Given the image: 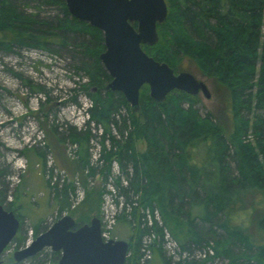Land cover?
<instances>
[{
  "label": "trees",
  "instance_id": "obj_1",
  "mask_svg": "<svg viewBox=\"0 0 264 264\" xmlns=\"http://www.w3.org/2000/svg\"><path fill=\"white\" fill-rule=\"evenodd\" d=\"M165 1L168 13L157 25L158 41L141 47L175 72L187 56L204 75L224 84L234 124L228 134L209 113L203 118L179 110L177 99L184 96L193 104L196 95L176 90L163 102H155L145 85L139 92L140 110L134 112L121 92L106 90L112 78L100 61L105 48L103 32L74 18L65 0H0V51L43 49L58 42L66 45L72 35L76 37L73 45L87 59L79 68L89 79L82 86L91 102L88 124L94 121L102 126L104 138L115 128L122 137L109 136L108 147L102 141L99 172L103 185L87 184L88 176H95L97 170L90 161V129L79 131L70 126L66 138L77 144V161L82 172L86 171L81 177L88 188L83 202L86 219L93 215L101 218L102 194L107 193L113 162L122 171L127 185L121 175L114 183L130 207L128 212L124 206L116 217L130 228L124 264H140L142 240L147 236L151 239L147 245L152 253L149 264H207L218 258L227 264H264V211L255 201L264 194V119L258 115L250 120L241 114L253 103L264 110V0ZM31 2L36 3L37 13L26 11ZM44 5L59 10L52 21L40 16ZM123 107L128 110L129 123L122 119L119 124L116 116ZM248 130H252L254 144L243 142ZM137 131L147 142L142 153L132 142ZM47 186L61 217L70 207L77 185L64 180L61 185L49 181ZM4 207L16 213L21 229L23 217L13 202ZM147 209L151 217L159 211L162 224L148 225L146 214L139 211ZM242 215L246 223H237L236 218ZM41 226H33L34 237L49 227ZM163 231L178 245L177 260L165 248ZM19 232L12 241L21 244L24 238ZM40 253L32 258L36 260ZM52 254V263H56L59 253Z\"/></svg>",
  "mask_w": 264,
  "mask_h": 264
},
{
  "label": "rangeland",
  "instance_id": "obj_2",
  "mask_svg": "<svg viewBox=\"0 0 264 264\" xmlns=\"http://www.w3.org/2000/svg\"><path fill=\"white\" fill-rule=\"evenodd\" d=\"M35 4L31 2L26 11L37 13ZM56 14H59L56 6L44 5L41 8L40 16L44 19L52 21ZM72 36L73 40L66 45L58 42L43 49L16 47L13 52L0 51V202L4 206H9L13 202V207H16L23 217V225L18 234L24 238L21 244L12 241L8 245L2 256V264H55L52 263L55 260L53 250L49 248L43 249L36 260L29 257L15 263L12 258L14 251L25 247L34 238L33 226L41 224V228H44L60 218L56 201L47 186L49 181L61 185L67 180L77 185L70 207L62 214H70L79 224H86L93 216H98L93 215L86 219V213L83 212L85 211L83 202L88 188L81 182V177L86 171L82 172L77 161V144L66 138L70 126L79 131L89 128L92 134L89 143L90 161L94 167L97 166V170L95 176L87 178L89 187L103 185L102 173L99 172V168L103 166V161L99 160L102 141L105 140V147H108L111 145L109 136L122 139L118 128H115L117 131L113 129L112 133L104 138L102 126L96 125L94 121L88 124L87 111L91 107V102L82 86H86L89 79L79 68L87 59L73 45L76 37ZM179 71H189L197 80L204 81L211 94L207 99L199 93L193 104L183 96L182 99H177L179 110L192 111L203 118L209 113L213 117L212 121L221 126L224 132L227 134L232 132L234 124L230 111L231 102L225 85L204 75L187 56L182 60L177 72ZM120 113V116H116L118 123L121 124L122 119L129 123L127 108L123 107ZM177 113L180 115V112ZM241 114L250 120L258 115L264 119V110L257 109L254 103L251 109L243 110ZM262 128L264 129V125ZM242 137L244 143H255L252 130H248ZM132 142L139 153H142L147 145L138 131L134 133ZM112 166V175L107 181L106 190L114 189L112 192L120 196L114 179L121 175L124 185L127 183L124 176L122 177L119 165L113 162ZM110 185L112 187H109ZM80 192H83L84 197L76 203L77 196L81 198ZM102 195L100 219L103 220L107 212L114 209L113 200L106 199V191ZM118 200L124 203L121 197ZM255 201L263 212L264 194L256 196ZM120 208L122 209V206ZM139 211L144 213L142 210ZM236 219L237 223L241 221L246 223L247 220L243 215ZM153 223L155 225L154 221ZM111 230L117 239L130 240V228L124 221H116ZM11 259L14 263H11ZM207 264H227V260L218 258Z\"/></svg>",
  "mask_w": 264,
  "mask_h": 264
},
{
  "label": "water",
  "instance_id": "obj_3",
  "mask_svg": "<svg viewBox=\"0 0 264 264\" xmlns=\"http://www.w3.org/2000/svg\"><path fill=\"white\" fill-rule=\"evenodd\" d=\"M65 3L74 18L103 32L105 48L99 54L100 61L112 78L105 89L124 94L132 111L140 110L139 92L145 85L155 102H163L176 90L190 95L202 93L210 98L204 81L197 80L189 71L175 72L141 47L158 41L157 25L168 13L165 0H65ZM20 226L16 213L0 204V264ZM101 228L98 216L79 224L70 214H62L25 247L14 251L12 258L15 263L22 262L49 248L59 253L55 264H124L128 241L122 238L104 241Z\"/></svg>",
  "mask_w": 264,
  "mask_h": 264
},
{
  "label": "built area",
  "instance_id": "obj_4",
  "mask_svg": "<svg viewBox=\"0 0 264 264\" xmlns=\"http://www.w3.org/2000/svg\"><path fill=\"white\" fill-rule=\"evenodd\" d=\"M72 157H74V154L72 153ZM109 187H112L111 185ZM112 191H114V189H112ZM109 188L107 189V193H106V199L108 201V199H112L113 200V209L112 211H109L107 212V214L104 216L103 220H102V238L104 241H107L109 240L110 238H114L113 235H112V227L113 225L116 223L117 221V212H120L124 206H126V211L129 212L130 210V207L128 204L125 203V200H123L124 203L122 202H119V198L121 197L122 199H124L123 196H118L116 195L114 192H112ZM80 195H81V198H79V196H77L76 198V203H78L84 196H83V192H80ZM115 195V196H114ZM113 197H115V199L117 201H115V199H113ZM118 202V203H117ZM75 203V204H76ZM112 204V203H111ZM120 206H122V209L120 208ZM146 214V223L148 225H152L153 224V219L157 222H160L159 221V213L158 211H154V216L151 217V214H150V211L147 209L145 212ZM165 236H164V240H165V244L167 246L170 247V249L167 248V246L165 245L167 251L169 252V254L173 255L174 257H176V252L178 251V245L176 244L175 240L171 237L170 234H168L167 232L164 233ZM148 241V242H147ZM150 241L151 239L147 236V238H144L142 240V253L143 255L140 257L141 260H140V264H149V261L151 260V249L148 248V244H150ZM184 255V254H183Z\"/></svg>",
  "mask_w": 264,
  "mask_h": 264
},
{
  "label": "bare ground",
  "instance_id": "obj_5",
  "mask_svg": "<svg viewBox=\"0 0 264 264\" xmlns=\"http://www.w3.org/2000/svg\"><path fill=\"white\" fill-rule=\"evenodd\" d=\"M89 110V109H88ZM88 112V111H87ZM87 116H88V119H89V115L87 114ZM90 120V119H89ZM158 213H159V211H158ZM159 216H160V213H159ZM153 221L154 222H157V221H155L154 219H153ZM159 221H160V218H159ZM157 223H159V222H157ZM161 223V222H160ZM162 224V223H161ZM152 225H154V223L152 224ZM152 225H150V226H152ZM148 242V241H147Z\"/></svg>",
  "mask_w": 264,
  "mask_h": 264
},
{
  "label": "flooded vegetation",
  "instance_id": "obj_6",
  "mask_svg": "<svg viewBox=\"0 0 264 264\" xmlns=\"http://www.w3.org/2000/svg\"><path fill=\"white\" fill-rule=\"evenodd\" d=\"M124 95V94H123Z\"/></svg>",
  "mask_w": 264,
  "mask_h": 264
}]
</instances>
